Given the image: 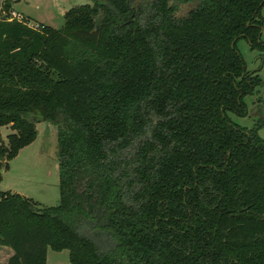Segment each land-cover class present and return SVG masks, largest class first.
I'll use <instances>...</instances> for the list:
<instances>
[{"label":"trees","instance_id":"obj_1","mask_svg":"<svg viewBox=\"0 0 264 264\" xmlns=\"http://www.w3.org/2000/svg\"><path fill=\"white\" fill-rule=\"evenodd\" d=\"M263 7L93 0L59 30L0 18V128L12 131L0 158L37 123L58 128L59 204L0 192L7 264H46L48 249L70 264H264V120L245 129L229 117L262 85L237 44L264 52Z\"/></svg>","mask_w":264,"mask_h":264},{"label":"rangeland","instance_id":"obj_2","mask_svg":"<svg viewBox=\"0 0 264 264\" xmlns=\"http://www.w3.org/2000/svg\"><path fill=\"white\" fill-rule=\"evenodd\" d=\"M100 1V0H98ZM135 7L145 5L152 0H130ZM10 6L6 7V0H0V18L12 13L18 14L28 20L29 25L36 27L43 23L59 30L64 24V14L71 8L92 4L93 0H10ZM195 6V4H179L175 16L183 18ZM264 16V7L262 9ZM264 43V31L261 35ZM238 50L245 62L247 71H257L262 80V85L255 89L252 96L244 98L246 115L239 117L229 114L233 123L241 128L252 129L264 120V52L250 51L245 40L237 44ZM37 136L26 147L6 160L0 158V192L19 194L38 203L41 208L56 207L59 204V180H58V128L46 122L35 125ZM12 134L9 127L0 128V142L7 144L8 135ZM258 135L264 138V129L258 131ZM138 141L123 152L121 158L130 159L136 151ZM90 236L99 249H109V239L99 230L84 225L80 230ZM4 258V257H3ZM4 259L0 262L3 264ZM46 264H70L68 251H47Z\"/></svg>","mask_w":264,"mask_h":264},{"label":"crops","instance_id":"obj_3","mask_svg":"<svg viewBox=\"0 0 264 264\" xmlns=\"http://www.w3.org/2000/svg\"><path fill=\"white\" fill-rule=\"evenodd\" d=\"M16 15H18V14H16ZM261 15L264 18L262 11H261ZM40 24H43V23H40ZM43 25H45V24H43ZM46 26H48V25H46ZM263 31H264V26H263V29H262V34H263ZM11 255H12V251L9 248L0 246V262L2 261V259H4L2 263L3 264H7V260L9 259V257Z\"/></svg>","mask_w":264,"mask_h":264},{"label":"built area","instance_id":"obj_4","mask_svg":"<svg viewBox=\"0 0 264 264\" xmlns=\"http://www.w3.org/2000/svg\"><path fill=\"white\" fill-rule=\"evenodd\" d=\"M11 15L13 16V18H10L9 21H12V20H16V21H19V22H23V21H24V18H22V17L19 16V15H16V14H14V13H12ZM28 26H29V27H32V26H30L29 24H28ZM34 28H37V26L34 27Z\"/></svg>","mask_w":264,"mask_h":264},{"label":"water","instance_id":"obj_5","mask_svg":"<svg viewBox=\"0 0 264 264\" xmlns=\"http://www.w3.org/2000/svg\"><path fill=\"white\" fill-rule=\"evenodd\" d=\"M10 0H6V7H9L10 6ZM6 18V16L2 17V20H4Z\"/></svg>","mask_w":264,"mask_h":264}]
</instances>
